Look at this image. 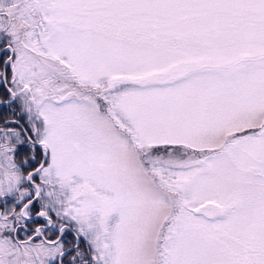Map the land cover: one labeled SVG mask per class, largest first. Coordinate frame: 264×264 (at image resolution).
I'll use <instances>...</instances> for the list:
<instances>
[{"label": "snow or ice", "instance_id": "obj_1", "mask_svg": "<svg viewBox=\"0 0 264 264\" xmlns=\"http://www.w3.org/2000/svg\"><path fill=\"white\" fill-rule=\"evenodd\" d=\"M0 201V264H264V0H0Z\"/></svg>", "mask_w": 264, "mask_h": 264}, {"label": "flooded vegetation", "instance_id": "obj_2", "mask_svg": "<svg viewBox=\"0 0 264 264\" xmlns=\"http://www.w3.org/2000/svg\"><path fill=\"white\" fill-rule=\"evenodd\" d=\"M36 207H38V205L36 206ZM39 223H42V220L41 221H39ZM35 225L33 224V225H30V227H34ZM24 233L23 232H21V237H23L24 235H23ZM39 238H37V240H38ZM69 239H71V237H69ZM65 264H67V261L65 262Z\"/></svg>", "mask_w": 264, "mask_h": 264}, {"label": "rangeland", "instance_id": "obj_3", "mask_svg": "<svg viewBox=\"0 0 264 264\" xmlns=\"http://www.w3.org/2000/svg\"><path fill=\"white\" fill-rule=\"evenodd\" d=\"M9 206H11V204H9ZM3 210H5V207H4V205H3V202L0 201V211H3ZM23 235H24V234H23Z\"/></svg>", "mask_w": 264, "mask_h": 264}, {"label": "trees", "instance_id": "obj_4", "mask_svg": "<svg viewBox=\"0 0 264 264\" xmlns=\"http://www.w3.org/2000/svg\"><path fill=\"white\" fill-rule=\"evenodd\" d=\"M2 111H4L6 113L7 110H2Z\"/></svg>", "mask_w": 264, "mask_h": 264}]
</instances>
